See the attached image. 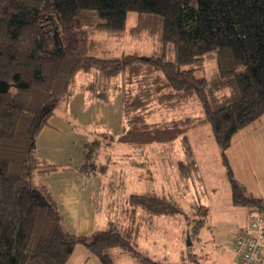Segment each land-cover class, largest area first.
I'll return each instance as SVG.
<instances>
[{"label":"trees","instance_id":"trees-1","mask_svg":"<svg viewBox=\"0 0 264 264\" xmlns=\"http://www.w3.org/2000/svg\"><path fill=\"white\" fill-rule=\"evenodd\" d=\"M129 13L135 21L128 27ZM125 32L147 35L155 48L147 56L94 54L101 47L99 34ZM211 54L215 74L196 76ZM92 71L102 86L89 82L81 88L101 102L108 100L112 80L120 79L112 86L119 87L123 124L83 143L79 171L104 173L109 157L97 161L99 151L113 142L141 150L173 143L208 124L230 174L226 150L233 134L264 117V0H0V264H66L78 242L99 264H115V250L138 264H199L201 255L193 251L181 263L139 251L140 222L134 219L111 223L90 237L72 233L48 185L33 183L35 172L58 166L37 158L38 134L50 125L57 100L73 94L77 74ZM152 102L166 110L195 102L200 114L150 122ZM232 202L264 216V199L242 186L233 187ZM127 203L128 215L139 209L152 215L178 210L149 192H131Z\"/></svg>","mask_w":264,"mask_h":264},{"label":"rangeland","instance_id":"rangeland-1","mask_svg":"<svg viewBox=\"0 0 264 264\" xmlns=\"http://www.w3.org/2000/svg\"><path fill=\"white\" fill-rule=\"evenodd\" d=\"M134 21L135 13H129L127 26ZM98 39L101 47L94 54L100 57H117L128 51L147 56L156 45L145 34L134 37L128 32L117 37L99 34ZM166 56L173 58L174 53L167 49ZM215 62V55H209L203 61L204 68L196 69L195 75L211 78L216 71ZM116 80L110 83L108 100L101 102L91 98L90 91L81 88L89 82L102 86L94 71L79 72L73 94L67 99L57 100L53 108L49 121L57 130L44 127L36 138L38 155L45 154L41 157L54 162L74 160L77 146L83 142L102 131H119L123 116L119 87L113 86L114 82L120 84L121 81L119 78ZM149 108L147 119L150 122L200 114L195 102L173 110H166L152 102ZM226 155L230 174L221 163L220 152L208 124L190 129L173 143L150 144L141 150L113 142L111 147L99 151L97 161L105 163L109 157V162L106 171L97 175L101 183L95 198H103L104 201L97 200L100 206L107 198L114 199H108V208L93 211L97 217L94 227H105L108 220L127 223L129 210L124 208L128 207V195L131 192L155 193L170 200L178 210L151 216L155 230L148 231L152 235L142 234L139 238V245L148 248V252L144 253L154 260L181 263L193 251L201 255L199 264H234L231 242L251 215L246 206L233 204L232 191L234 186H242L247 193L259 197V191L264 189V117L233 134ZM134 162L136 165H133ZM231 177L236 183H232ZM38 178L33 174V183ZM80 180L77 176L66 178L64 173L51 179L62 205L74 208L79 205V213L83 214L87 204L85 196L93 190V182L92 179L85 181L82 188ZM121 207L122 212H119ZM143 229L147 231L146 226ZM129 264L132 262L129 261Z\"/></svg>","mask_w":264,"mask_h":264},{"label":"crops","instance_id":"crops-1","mask_svg":"<svg viewBox=\"0 0 264 264\" xmlns=\"http://www.w3.org/2000/svg\"><path fill=\"white\" fill-rule=\"evenodd\" d=\"M45 127L55 128L54 126H51V124L48 126H45ZM179 138H181V137H179ZM83 143H82V145H83ZM82 145L77 146V155H76L75 159L74 160L68 159V161H65V162L48 161L46 158L41 157L45 154H39L40 155L39 156L37 153V149H36L35 153H36V156L40 162H42V163H53V164H57L58 166H56L55 168H53L50 171H46V172H42V173L35 172L34 175H37V177H39L38 181L45 182L48 185L50 192L52 193L53 197L57 200L58 208H59L60 213L63 217V222H64L66 229L72 233H75L78 235L79 234L85 235L87 237H90L95 230L105 229L111 223H114V222L108 220L107 225L105 227H100V228L94 227L95 223L97 221V217H96V215L94 216V212L97 211V209L100 210L101 208H105L108 205H110L109 200H113L114 198H107L105 200L106 201L105 204H102L103 206H100L99 202L97 200L102 201L103 198H97V199L95 198V196L97 197V194H98L97 188L100 187V183H101V180H99L97 178V175H99L100 173L99 174H85V173L79 171L75 167L81 158ZM79 153H80V155H79ZM148 154L149 153H147L146 156H148ZM148 161H150L149 157L147 159V162ZM148 164H149V162H148ZM133 165H136L135 162ZM60 173H64L66 178L73 177V176L80 177V179H81L80 180L81 181L80 186L82 188L85 186V181H87V180L91 181L90 179H92L93 190L91 189L89 194L85 196V198L87 200V202H86L87 204H86V209H85L83 214L79 213L81 210L79 205H77L76 208L69 206L67 204L62 205L61 198L55 193L51 179L54 175H56V174L58 175ZM66 174H67V176H66ZM149 177L151 179H153L151 174H149ZM259 197L264 199V189L259 191ZM74 198H75V196H74ZM127 205H128V203H127ZM119 212H122V207L120 208ZM124 213H125V211H124ZM159 215H161V214H159ZM128 216H129V218H128L127 223H129L132 219H134V221H136V222L137 221L140 222V230L141 231H140V234L138 235V238L136 241V248L143 253L148 252L147 251L148 248H144V247H141L139 245V238L141 237L142 234H144L145 236L149 235L148 234L149 230L150 231L155 230V228H152L154 225H152V222H151V218L153 217V215L139 209V210H137V212L134 215L130 214ZM144 226L147 227V231L145 229H143ZM150 235H152V234L150 233ZM148 242H150V241H148ZM151 242H153V240H151ZM146 254H148V253H146ZM113 256H114V263L115 264H129V261H131L132 264H138L137 261L132 256H130L129 254H127L125 252L119 251V250H115L113 252ZM234 259H235V256H234ZM234 259H233V261H234ZM66 264H99V262L92 255H90L86 246L82 242H78L75 244L71 254L67 258Z\"/></svg>","mask_w":264,"mask_h":264},{"label":"built area","instance_id":"built-area-1","mask_svg":"<svg viewBox=\"0 0 264 264\" xmlns=\"http://www.w3.org/2000/svg\"><path fill=\"white\" fill-rule=\"evenodd\" d=\"M234 264H264V216L252 214L240 227L232 242Z\"/></svg>","mask_w":264,"mask_h":264}]
</instances>
